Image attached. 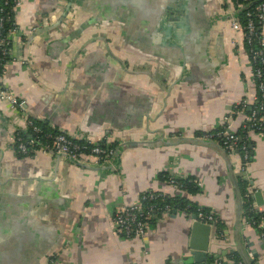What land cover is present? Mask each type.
<instances>
[{
	"label": "crops",
	"instance_id": "0c3cea01",
	"mask_svg": "<svg viewBox=\"0 0 264 264\" xmlns=\"http://www.w3.org/2000/svg\"><path fill=\"white\" fill-rule=\"evenodd\" d=\"M224 12L221 0H19L0 82L25 108L0 100V264L197 262L184 211L159 214L143 236L124 237L112 223L145 189L176 195L164 172L196 177L199 189L185 197L219 217L203 261L245 255L264 264V241L243 199L240 207L238 153L186 137L221 126L254 87ZM25 115L117 154L82 164L60 153L21 155L14 136ZM243 119L244 111L233 129ZM248 137L246 191L259 190L260 203L252 198L264 210V132Z\"/></svg>",
	"mask_w": 264,
	"mask_h": 264
},
{
	"label": "built area",
	"instance_id": "2783aa9c",
	"mask_svg": "<svg viewBox=\"0 0 264 264\" xmlns=\"http://www.w3.org/2000/svg\"><path fill=\"white\" fill-rule=\"evenodd\" d=\"M221 3L225 16L227 15L230 20L231 28L241 34L254 87L250 93L234 102L232 110L220 128L207 130L195 136L217 141L228 153L237 152L236 170L244 176L249 163L248 150L243 140L244 136L238 131L244 130L245 135H248L249 131L264 132V0H221ZM18 4L19 0H3V3H0V61L10 57L13 36L18 30L16 23L13 22L3 32L6 9L9 7L10 10H14ZM7 62L0 63V66L4 67ZM0 100H6L13 107L22 110L25 108L24 100L19 99L12 89L1 82ZM242 111H244V119L239 126L240 129H233V118ZM24 126L25 128L17 130L14 136L15 149L21 155H35L37 151H41L65 154L82 163H100L113 158L116 152L113 145L97 140L80 139L64 130L45 131L42 125L29 115L24 116ZM185 177L186 175L167 172L165 181L178 191H185ZM192 181L200 185L198 179L193 178ZM168 196H170L168 193L159 189L143 190L136 201L123 204L114 211L112 223L115 229L124 237L143 236L149 229L153 217L157 216L156 214L171 213L174 210L188 213L192 220L208 223L211 227L217 226L219 217L212 209L198 204L191 207L190 202H187L182 209H178L166 201ZM242 199L247 203L244 210L252 213L246 218L247 221L257 228L260 238L264 241V212L257 208V204L248 191L242 195ZM200 264L231 263H225L222 258H213L210 261H202ZM233 264L247 263L238 260Z\"/></svg>",
	"mask_w": 264,
	"mask_h": 264
},
{
	"label": "trees",
	"instance_id": "16d2710c",
	"mask_svg": "<svg viewBox=\"0 0 264 264\" xmlns=\"http://www.w3.org/2000/svg\"><path fill=\"white\" fill-rule=\"evenodd\" d=\"M0 3H3V0H0ZM14 22V19H13V10H10L9 9V7H7V9H6V13H5V20H4V24H3V27H4V29H3V32H5L6 31V29L9 27V26H11L12 25V23ZM10 58L9 57H7V58H5L4 60H1L0 61V63L1 64H3L4 62H6V61H8ZM3 66L1 67L0 66V74L2 73V70H3ZM37 122H39L41 125H42V127L44 128V130L45 131H56L55 129H52V128H50V127H48L46 124H44L43 122H40V121H38V120H36ZM221 126H219V127H217V128H220ZM217 128H215V129H217ZM240 129V128H239ZM214 130V129H213ZM238 132H240V134L241 135H243L244 137H243V140L245 141V143H246V148H247V150H248V160L250 161V159H251V154H252V144H251V142H250V139H249V137H248V135H245V131L244 130H239ZM25 133V132H24ZM23 133V134H24ZM201 133H198V135H200ZM24 135H26V133L24 134ZM44 142V141H43ZM42 142V143H43ZM237 151H240V150H237ZM166 174H167V172H164L163 173V179H165V177H166ZM193 178H196V177H194V176H191V175H186V177H185V191L183 190V191H179L176 195H174V196H168L167 198H166V201H168V202H170V203H172L173 205H174V207L175 208H178V209H182L184 206H185V204L187 203V202H190L191 204V207H194L196 204L194 203V202H192L191 200H189V199H187L186 197H185V193L184 192H192V193H195L196 192V190H198L199 189V185L198 184H196L195 182H193L192 181V179ZM197 179V178H196ZM239 181H238V183H239V185H240V191H241V194L243 195L245 192H246V190H247V186H248V180L247 179H244V177H243V175H240L239 176V179H238ZM183 192V193H182ZM243 205H244V207L247 205V203H245V202H243ZM262 212H264V210H262ZM244 213H245V217L247 218V217H250L251 215H252V213L249 211V212H247L246 210H244ZM157 216L159 215V213L158 214H156ZM157 216H154L153 217V219H155ZM152 219V220H153ZM218 226V225H217ZM216 226V227H217ZM216 230L217 231H219V228L217 227L216 228ZM213 259V258H212ZM212 259H209V260H207V261H210V260H212ZM234 260H233V262H231V264H233L234 262H236V261H238V260H240V258L239 257H234L233 258ZM227 263V262H226ZM185 264H200V262H187V263H185Z\"/></svg>",
	"mask_w": 264,
	"mask_h": 264
},
{
	"label": "water",
	"instance_id": "95a60500",
	"mask_svg": "<svg viewBox=\"0 0 264 264\" xmlns=\"http://www.w3.org/2000/svg\"><path fill=\"white\" fill-rule=\"evenodd\" d=\"M174 12H177V11L174 10L173 13ZM173 15L170 14V16H173ZM174 19H175L174 17H172V19L169 17L168 21L170 22V21H173ZM186 137L190 138L192 140H197V141H201V142H207V143L210 142L212 144L215 142L213 140H210V139H207V138H201V137H198V136H186ZM215 143H217V142H215ZM217 145H219V144H217ZM220 146L221 145H219V147ZM221 149H222V151L224 153L227 152L223 147ZM116 154H117V149H116V152H115L113 158L115 157ZM72 160H74V159H72ZM74 161L77 162V163H81L82 164V162H79L77 160H74ZM244 178L247 179V176L244 175ZM252 196H253V198L255 199V201L257 203H260L261 194H260L259 190H255L253 192ZM241 199H242V194H241V191H240L239 192L240 207H241V202H242ZM210 231H211L210 224L204 223V222L196 220V219H193L191 221V236H190V240H189L190 255H192L194 260L197 261V262L203 261L204 253H205V251L208 250L209 233H210ZM188 258H189V256H188ZM188 258L184 257L182 259V262L183 263H187L189 261ZM243 259H244L245 263L251 264V261H252L251 257L248 258L245 255H243Z\"/></svg>",
	"mask_w": 264,
	"mask_h": 264
}]
</instances>
